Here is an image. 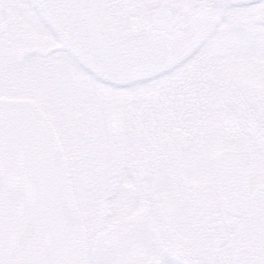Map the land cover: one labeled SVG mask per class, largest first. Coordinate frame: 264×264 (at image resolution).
I'll return each mask as SVG.
<instances>
[{
	"label": "snow or ice",
	"instance_id": "6c2138e0",
	"mask_svg": "<svg viewBox=\"0 0 264 264\" xmlns=\"http://www.w3.org/2000/svg\"><path fill=\"white\" fill-rule=\"evenodd\" d=\"M0 264H264V0H0Z\"/></svg>",
	"mask_w": 264,
	"mask_h": 264
}]
</instances>
